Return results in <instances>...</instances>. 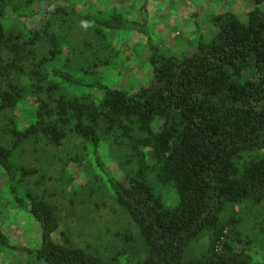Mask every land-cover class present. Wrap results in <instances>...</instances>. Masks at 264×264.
Masks as SVG:
<instances>
[{"label": "trees", "instance_id": "trees-1", "mask_svg": "<svg viewBox=\"0 0 264 264\" xmlns=\"http://www.w3.org/2000/svg\"><path fill=\"white\" fill-rule=\"evenodd\" d=\"M53 4L0 0V170L12 204L26 210L40 232L39 247L30 250L11 245L0 230V247L20 252L25 262L104 264L100 256L54 239V209L29 188L28 180L39 172L15 157L25 144L59 147L70 136L90 145L95 167L135 225L144 247L136 264H264L252 259L253 240L234 210H264V12L256 7L244 20L229 12L212 16L211 35L200 33L191 55L167 57L149 46L153 80L127 92L88 84L57 68L44 72L36 49L43 40L56 47L49 21L26 41L7 35L5 23L46 16ZM127 23L115 13L92 20L97 33L128 28L149 38L142 15ZM64 87L96 97L72 96ZM29 97L33 106L22 126L6 114ZM103 139L125 149L124 164H135L132 175H112L100 157ZM150 170L171 189L174 205L150 186ZM195 245L202 246L200 254L189 256ZM113 260L129 264L125 251Z\"/></svg>", "mask_w": 264, "mask_h": 264}, {"label": "rangeland", "instance_id": "rangeland-1", "mask_svg": "<svg viewBox=\"0 0 264 264\" xmlns=\"http://www.w3.org/2000/svg\"><path fill=\"white\" fill-rule=\"evenodd\" d=\"M142 5L143 0H54L46 16H31L25 23L9 21L4 27L9 37L26 41L31 38V30L49 21L56 47L43 40L36 49L37 64L45 60L44 72L57 68L88 84L133 92L153 80L149 46L167 57L191 55L200 33L206 37L211 35L212 16L229 12L244 20L245 14L256 7L264 12V3L255 5L252 0H148ZM33 9L36 10L35 5ZM113 13L121 15L128 25L142 15L149 38L128 28L97 33L92 20L108 18ZM64 90L82 99L96 97L95 92L85 89L64 87ZM33 100L29 97L20 109L6 116L16 118L22 126L27 125L26 112L33 106ZM99 153L115 178L122 179L135 172V164H124L125 149L114 146L111 141L101 140ZM15 157L39 172L28 180L29 188L54 209L58 219L54 235L57 242L100 256L104 264H125V261L113 260L122 251L126 252L129 264H136L144 257L136 227L117 205L105 178L95 167L89 144L69 136L59 147L25 144ZM147 181L167 205L175 204V195L158 181L154 170L148 171ZM234 210L241 213L244 221L241 229L253 240L252 259L262 262L264 210L238 206ZM0 230L13 246L36 250L40 245L37 223L26 210L12 204L8 182L1 170ZM201 247L193 246L189 256L196 257ZM0 264L42 263L25 262L20 252L0 247Z\"/></svg>", "mask_w": 264, "mask_h": 264}]
</instances>
